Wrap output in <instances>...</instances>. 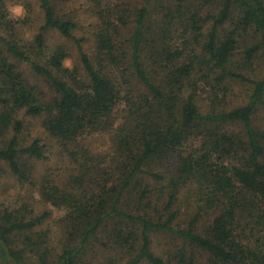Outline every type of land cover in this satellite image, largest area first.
<instances>
[{"label": "trees", "instance_id": "trees-1", "mask_svg": "<svg viewBox=\"0 0 264 264\" xmlns=\"http://www.w3.org/2000/svg\"><path fill=\"white\" fill-rule=\"evenodd\" d=\"M38 1L43 24L29 45L0 32V162L65 214L53 236L45 225L49 210L0 202V264H198V256L201 264H264V130L254 123L264 111V74L247 73L264 59V2L144 0L131 21L126 10L101 12L90 56L73 35L75 23L56 15L51 0ZM129 23L130 36L120 40ZM49 29L74 41L79 67H64L62 46L44 56ZM244 35L255 40L240 50ZM16 62L43 76L56 98L42 102ZM232 80L249 84L243 104L217 108L212 99L206 110L198 106L199 84L225 92ZM120 100L124 114L116 124ZM20 111L43 115L44 129L73 164L65 178L37 173L33 163L48 157L39 138L20 142ZM109 131L111 154L78 141ZM193 140L194 150L176 154ZM186 188L196 210L182 227L178 205ZM153 233L181 246L156 255Z\"/></svg>", "mask_w": 264, "mask_h": 264}, {"label": "rangeland", "instance_id": "rangeland-1", "mask_svg": "<svg viewBox=\"0 0 264 264\" xmlns=\"http://www.w3.org/2000/svg\"><path fill=\"white\" fill-rule=\"evenodd\" d=\"M144 0H51V4L56 15L62 19H69L75 23L73 28V35L77 39H81V48L90 56H94L95 50V34L101 24L100 13L107 16L108 13H113L116 16L118 11L126 10L129 16V21L132 20V13L135 8H139ZM264 2V0H262ZM20 3L24 6L26 14L21 18L13 19L9 16L8 6L11 4ZM1 12L5 18L0 23V32L6 37H12L19 45H29L34 35L38 32L43 24V13L40 8L38 0H1ZM132 24L129 23L126 27L120 30V40H126L130 36ZM251 36L244 35L239 40V49L241 50L245 45L254 41ZM44 56L50 55L57 46H62L67 52L66 58L71 64V68L79 67L78 63V49L76 44L71 39H66L61 36L58 31L49 29L45 32L44 41ZM19 69L22 71L27 82L35 87L37 95L42 102L53 101L56 98L54 90L50 87L48 82L43 76L36 74L31 66L26 62H16ZM65 67V66H64ZM249 76L260 78L264 74V59L257 57L251 69H248ZM113 76L116 78L118 84L122 80L119 77V70L112 71ZM228 86L227 91L222 88H214L213 86L200 85L199 95L197 97V104L202 110H206L212 99H215V106L217 108H232L241 105L247 99L249 91V84L240 83L237 80H232L226 83ZM124 88V87H123ZM124 92H121V98ZM125 105L123 101H119L114 110V120L116 124L120 122L121 115L124 114ZM22 121V129L18 137L21 143L28 144L32 139L39 138L44 145L45 154L48 157L45 161H35L33 164L38 174H49L54 179L59 180L66 177V175L73 169L71 160L65 155L62 145L59 141L52 137L43 126V115H31L20 111L18 113ZM254 123L264 130V111L260 110L254 117ZM113 131L109 132H96L92 134H85L78 141L80 144L96 154H111ZM198 141L193 140L187 142L176 154L186 155L197 147ZM0 202L4 205L19 206L25 202L30 203L35 213H40L42 210L47 209L51 212V217L46 221L45 225L54 232L53 236L57 234L60 229V218H63L65 211L57 209L50 204L43 202L38 195L36 188L29 184H19L15 178L9 174L7 166L0 162ZM181 204L179 206L178 223L184 227L188 220L192 217L196 210V204L192 197L190 189L182 190L180 197ZM156 210H161L162 206H155ZM154 212V209H152ZM155 213V212H154ZM210 216L206 215L201 218L199 228L207 225ZM51 243L54 247L58 245L56 237L51 238ZM263 243V244H262ZM259 244L264 250V241L260 240ZM181 242L174 237L165 233H153L150 236V248L160 256L173 254L179 247ZM198 255V253H197ZM198 264L204 262L203 258L198 256Z\"/></svg>", "mask_w": 264, "mask_h": 264}, {"label": "clouds", "instance_id": "clouds-1", "mask_svg": "<svg viewBox=\"0 0 264 264\" xmlns=\"http://www.w3.org/2000/svg\"><path fill=\"white\" fill-rule=\"evenodd\" d=\"M8 13H9V16L13 19H16V18L22 19L25 16L26 11L22 4L15 3V4H11L8 6ZM64 66L71 68V64L67 60L64 61Z\"/></svg>", "mask_w": 264, "mask_h": 264}]
</instances>
